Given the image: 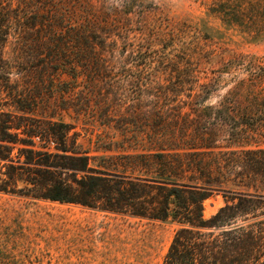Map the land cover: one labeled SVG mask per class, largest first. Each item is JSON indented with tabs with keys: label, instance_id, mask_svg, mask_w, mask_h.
<instances>
[{
	"label": "rangeland",
	"instance_id": "obj_1",
	"mask_svg": "<svg viewBox=\"0 0 264 264\" xmlns=\"http://www.w3.org/2000/svg\"><path fill=\"white\" fill-rule=\"evenodd\" d=\"M63 1L75 24L87 22L82 1ZM140 1L129 19L106 16L95 3L88 16L92 27L80 34L96 43L105 40L103 48L95 44L94 49L104 60L80 62L73 50L63 64L44 65V54L10 36L0 45V54L14 64L6 83L0 61V111L23 113L7 94L10 85L25 107H34L29 114L68 124V143L93 157V165L102 163L101 155L139 152L156 141L198 143L192 131L197 113L207 117L215 111L209 107L232 103L224 96L233 77L264 67V0L231 9L229 17L199 0ZM210 136L219 145L215 152L234 148L223 135ZM254 141L264 144V137ZM216 157L233 156L219 152ZM246 181H227L222 189L229 195L254 185L250 192L257 187L264 194V180ZM223 205V190L204 199V217ZM175 228L160 220L0 191V264H162Z\"/></svg>",
	"mask_w": 264,
	"mask_h": 264
},
{
	"label": "trees",
	"instance_id": "obj_2",
	"mask_svg": "<svg viewBox=\"0 0 264 264\" xmlns=\"http://www.w3.org/2000/svg\"><path fill=\"white\" fill-rule=\"evenodd\" d=\"M14 1L5 6L0 0V45L10 36L19 37L44 54V65L52 66L63 64L73 50L80 62L104 60L94 49L95 44L103 48L105 40L96 43L80 34L92 27L88 16L95 3L106 16L123 14L125 19L141 3L120 0V7H108L107 0H78L88 16L87 22L75 24L63 0H16L13 6ZM199 1L224 17L250 4ZM0 61L7 83L14 64L1 54ZM256 66L247 77H233L224 96L232 103L209 107L215 111L192 119L198 143L170 146L156 141L139 152L101 155L97 165L68 143V124L29 114L34 107H25L21 94L7 85L8 96L23 113L0 111V191L175 224L162 264H264V194L257 187L250 192L254 185L229 195L222 189L227 181L239 185L264 180V144L254 141L264 137V67ZM216 133L234 148L215 152L219 145L210 135ZM219 152L233 157H216ZM17 182L24 185L17 187ZM222 190L224 205L204 217V199Z\"/></svg>",
	"mask_w": 264,
	"mask_h": 264
}]
</instances>
